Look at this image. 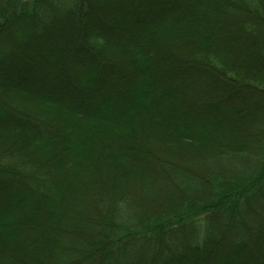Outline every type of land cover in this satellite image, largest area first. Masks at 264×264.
Returning a JSON list of instances; mask_svg holds the SVG:
<instances>
[{"label":"trees","instance_id":"obj_1","mask_svg":"<svg viewBox=\"0 0 264 264\" xmlns=\"http://www.w3.org/2000/svg\"><path fill=\"white\" fill-rule=\"evenodd\" d=\"M201 71L222 99L254 101L194 104ZM237 116L260 124L237 141L205 121ZM258 252L264 0H0V264H264Z\"/></svg>","mask_w":264,"mask_h":264},{"label":"rangeland","instance_id":"obj_2","mask_svg":"<svg viewBox=\"0 0 264 264\" xmlns=\"http://www.w3.org/2000/svg\"><path fill=\"white\" fill-rule=\"evenodd\" d=\"M236 38L238 40L236 42H239V40H241L240 42H242L243 44L246 43V41L244 39H241L239 36H236ZM233 43H235L234 40H233ZM226 44H228V43H226ZM80 70L82 71L83 69L80 68L79 71ZM208 78H210V77L206 73H203L202 71L201 72H197V74H193L192 73V75L189 77V81H188V86L187 87H193V88L197 89L196 93H193V94L190 93V95H193L192 97L195 98L196 103H194V104H200L205 99H210L211 103L216 106L214 108V111H217V108L221 106V102H220L221 100L220 99H222L221 96H222V94L224 93L225 90L223 88L219 89L218 87L214 88V87H209V85H206V82H207L206 79H208ZM201 89L203 90L204 93H201L202 92ZM189 91L190 90H188V94H189ZM210 97H215V100L212 101V99ZM218 98H220V99H218ZM222 100H223L222 102L224 103V106H226L230 110H238V109H242L243 110L244 107H242V106L247 105V104L251 103L252 101H254V97L249 95V94H248V96L246 98H245L244 94L243 95L242 94H238V95L233 94V95L230 96V98L222 99ZM242 110L240 112H245V111H242ZM219 112H220L221 115H223V113L225 115L227 114L226 110H220ZM205 121L207 123H209L210 126L214 127L216 130L225 132L226 136L222 137V139H224V140L234 139L236 141H237V138H242V137L247 136L246 129L254 128V127H257L258 125H260L259 122H255L250 127L245 124V125H243L244 127L238 128L239 127L238 125H240V123H244V121H242V119L240 117H238V116L236 118H231V122L230 123L229 122L218 123L220 121V118L219 119L214 118L213 120L208 118ZM238 122H240V123H238ZM229 127H232V128H229ZM234 134H236V136H234ZM155 154H156V156L157 155L161 156V155H164L165 153L163 151L160 152V150L159 151L156 150ZM172 158L173 159H177L175 157H172ZM155 162H156V160L151 159L150 163H148V162L147 163H148V166H151L153 169H155V168H157V167H155ZM181 163H183V162H181ZM197 163H198L197 161H190L188 159V160L185 161L184 164H186V165H195L196 166ZM143 170H144V168H143ZM145 170L147 171V168H145ZM103 171H105L104 168H103ZM100 174H101V176L103 178L105 177V173H103V172L101 173L100 172ZM90 176H91L90 172L86 171V174H85L86 178H97L98 177V175H96V174H93V177H90ZM85 177H84L85 183L90 188L91 185L87 184V180L85 179ZM91 181H92V179H91ZM145 196H147V195L145 194ZM258 254L260 255L261 258L264 257V253L258 252Z\"/></svg>","mask_w":264,"mask_h":264}]
</instances>
